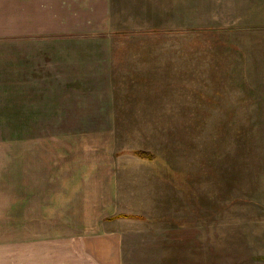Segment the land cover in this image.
Masks as SVG:
<instances>
[{
  "label": "rangeland",
  "instance_id": "rangeland-1",
  "mask_svg": "<svg viewBox=\"0 0 264 264\" xmlns=\"http://www.w3.org/2000/svg\"><path fill=\"white\" fill-rule=\"evenodd\" d=\"M0 264H264V0H0Z\"/></svg>",
  "mask_w": 264,
  "mask_h": 264
},
{
  "label": "crops",
  "instance_id": "crops-1",
  "mask_svg": "<svg viewBox=\"0 0 264 264\" xmlns=\"http://www.w3.org/2000/svg\"><path fill=\"white\" fill-rule=\"evenodd\" d=\"M130 216H132V215H130ZM127 217L129 218V216L126 215V214H117L116 216L110 217L109 221H116V220L119 221L121 219H126ZM111 235L112 234H110L109 237H111L112 239L106 240V245L107 246H110V247H113V246L114 247H117L118 248V251H119V248H120V245H121V243H120V235L121 234L118 235V238L115 235H112V236ZM114 237H116V239H118L119 241L118 240H115ZM81 254H82V252H81ZM97 255H100V254H97ZM112 256H113V254H112ZM97 257H99V256H97ZM99 259H100V261H98V262L104 261V258L103 257H100ZM116 261H118V263L120 262L119 256H118V259Z\"/></svg>",
  "mask_w": 264,
  "mask_h": 264
},
{
  "label": "trees",
  "instance_id": "trees-1",
  "mask_svg": "<svg viewBox=\"0 0 264 264\" xmlns=\"http://www.w3.org/2000/svg\"><path fill=\"white\" fill-rule=\"evenodd\" d=\"M134 155L140 159L147 160V161H151L152 159V157L149 154L144 153V152H135Z\"/></svg>",
  "mask_w": 264,
  "mask_h": 264
}]
</instances>
